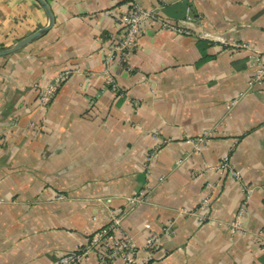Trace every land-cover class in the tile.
I'll list each match as a JSON object with an SVG mask.
<instances>
[{
	"label": "crops",
	"instance_id": "1",
	"mask_svg": "<svg viewBox=\"0 0 264 264\" xmlns=\"http://www.w3.org/2000/svg\"><path fill=\"white\" fill-rule=\"evenodd\" d=\"M46 1L53 26L0 55V264H56L109 212L126 213L121 231L145 255L149 237L159 235L149 264H264V82L251 87L250 51L224 42L264 51V0H167L161 12L196 34L146 23L134 70L109 65L118 93L105 71L122 33L114 16L158 1ZM188 6L193 19L184 17ZM49 20L39 0H0V50ZM68 66L82 71L41 106L33 83L45 85ZM31 120L37 126L26 132ZM154 149L148 173L143 163ZM226 157L241 181L207 169ZM209 181L218 183L212 219L182 213L198 207ZM242 183L255 189L240 233L229 223L244 198ZM143 191L148 197L133 204ZM82 264L98 261L92 255Z\"/></svg>",
	"mask_w": 264,
	"mask_h": 264
},
{
	"label": "built area",
	"instance_id": "2",
	"mask_svg": "<svg viewBox=\"0 0 264 264\" xmlns=\"http://www.w3.org/2000/svg\"><path fill=\"white\" fill-rule=\"evenodd\" d=\"M157 1L158 6L153 8H147L137 3H132L131 7L118 11L114 16L115 20L122 26V33L117 37L116 41L113 42L112 46L106 53L105 71L108 73L107 87L111 88L116 93L122 89L120 87V83L116 79V76L110 73L109 65L116 61L127 71L131 72L134 70L131 59L146 23L150 22L153 25H157L159 29H169L179 34H196L190 27L168 18L161 12L163 6L167 3V0ZM184 17L185 19H193V16L190 14L189 6L186 9ZM224 42L227 43L226 47L229 50L246 49L250 51L251 65L254 70V75L249 82L250 86L253 87L262 84L264 82V51L256 49L248 41L230 40ZM81 71L82 69L79 66H68L57 72L55 76L45 85H42L37 81L34 82L33 87L38 89L39 104L41 106L50 104L56 97L61 85L68 81L73 75L80 73ZM236 100L237 99L231 101L229 106L234 105ZM133 102L135 105L138 104L137 100H134ZM36 126L37 122L31 120L25 130L28 132ZM154 134L157 136L156 133ZM165 142V140H162V143ZM203 142L204 137L199 138L195 145L198 147ZM156 150L157 149L152 150L147 155L143 163V166L148 173L150 172V164ZM207 169L217 170L221 173V175L231 176L239 181L242 180L240 171L230 163L228 157L216 163H210ZM217 186L218 183L213 181L207 182V192L200 201L198 207L194 210L190 208H183L181 212L184 214H196L198 215L200 221L207 222L212 219L208 209L217 190ZM241 187L244 192V198L237 213L235 214V217L229 223L233 232L240 233L246 231L242 221L247 212L251 195L255 189V187L247 183H242ZM262 190L264 191V185H262ZM63 197L64 196H62V198ZM147 197V194L143 191L140 195L132 197L130 201L133 204H136L138 201H142ZM125 214V212H109V214H107V223L101 225L86 242L77 245L72 250L59 253L56 264H82L92 255H95L98 264H113L118 260H121L124 264H149L150 260H152L155 256V252L152 250H156L160 245L159 235L154 233L149 237L144 248L150 252L148 255L143 254L136 241L131 236H128L126 233L121 231L120 227ZM164 232L165 234L172 233V224L170 222L164 227ZM253 264L258 263L254 262Z\"/></svg>",
	"mask_w": 264,
	"mask_h": 264
},
{
	"label": "water",
	"instance_id": "3",
	"mask_svg": "<svg viewBox=\"0 0 264 264\" xmlns=\"http://www.w3.org/2000/svg\"><path fill=\"white\" fill-rule=\"evenodd\" d=\"M42 5L45 7V9L48 12L49 15V23L48 25H46L45 27H42L41 29H38L37 31H35L34 33L28 35L27 37L21 39L20 41H18L13 47L7 48V49H1L0 50V55L3 54H8L11 53L15 50H18L19 48L23 47L25 44L29 43L31 40H33L35 37L39 36L40 34H42L43 32L47 31L48 29H50L53 24H54V14L53 11L50 7V5L48 4V2L46 0H39Z\"/></svg>",
	"mask_w": 264,
	"mask_h": 264
}]
</instances>
